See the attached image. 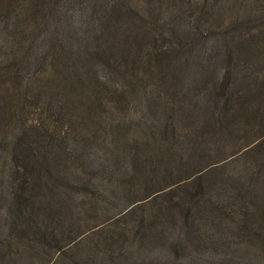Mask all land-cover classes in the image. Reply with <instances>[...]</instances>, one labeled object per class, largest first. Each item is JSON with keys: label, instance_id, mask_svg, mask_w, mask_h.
I'll use <instances>...</instances> for the list:
<instances>
[{"label": "rangeland", "instance_id": "obj_1", "mask_svg": "<svg viewBox=\"0 0 264 264\" xmlns=\"http://www.w3.org/2000/svg\"><path fill=\"white\" fill-rule=\"evenodd\" d=\"M0 264H264V0H0Z\"/></svg>", "mask_w": 264, "mask_h": 264}]
</instances>
